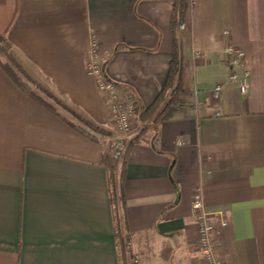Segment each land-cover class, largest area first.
<instances>
[{"label":"crops","instance_id":"1","mask_svg":"<svg viewBox=\"0 0 264 264\" xmlns=\"http://www.w3.org/2000/svg\"><path fill=\"white\" fill-rule=\"evenodd\" d=\"M177 1L0 0L11 55L103 131L86 136L66 121L81 126L69 113L28 97L0 67V264H122L118 214L131 264H203L197 194L215 225L218 259L264 264V0H189L179 34ZM92 35L107 55L106 74L142 110L165 89L178 46L177 115L140 122L124 166L112 159L109 113L86 73ZM228 42L246 53L245 94L229 81ZM113 177L125 203L119 213Z\"/></svg>","mask_w":264,"mask_h":264},{"label":"built area","instance_id":"2","mask_svg":"<svg viewBox=\"0 0 264 264\" xmlns=\"http://www.w3.org/2000/svg\"><path fill=\"white\" fill-rule=\"evenodd\" d=\"M186 29L185 24L178 27V34ZM224 36H230L229 31L224 32ZM196 57L199 52L194 53ZM225 63L230 71L229 81L236 84L242 94L249 89V75L240 71L244 68L246 61L245 51L228 42L224 49ZM107 55L102 49L99 39L92 35L89 47V59L86 64V73L94 80L98 92L103 96L107 107L110 124L114 133L110 137L109 148L112 159L119 163L123 161L127 150L134 139L141 133L143 127L140 123L141 105L136 95L121 88L115 81L110 79L105 72V62ZM224 86L219 84L212 90V99L218 103L223 96ZM175 93V85L168 92L167 100ZM194 220L197 226V248L203 264H225L216 256L212 235L215 225L211 214L207 211L203 196L197 194L192 203ZM226 226L227 223H222ZM118 243L130 245V237L122 231L116 230ZM129 249V248H128ZM135 264H140L135 261Z\"/></svg>","mask_w":264,"mask_h":264},{"label":"trees","instance_id":"3","mask_svg":"<svg viewBox=\"0 0 264 264\" xmlns=\"http://www.w3.org/2000/svg\"><path fill=\"white\" fill-rule=\"evenodd\" d=\"M189 0H179L176 2L173 15H172V27L175 31L181 24L189 19ZM7 40L4 36L0 35V51H3L8 59V63L2 62L0 59V67L8 75V77L14 82V84L28 97L35 100L39 104L43 105L50 111L57 114L55 107L50 104L43 95L52 100L57 104V106L64 109L67 113L70 114L76 121H78L81 126H76L72 122L66 120L72 127L76 128L78 131L82 132L86 136L93 138L89 133L90 130L95 133L103 134V131L97 128L96 126L88 123L81 116L76 114L74 111L66 107L61 101H59L54 95L48 92L42 85H40L35 79H33L19 64V62L11 55L7 50H4L3 45L6 44ZM180 75H181V61L180 55L178 53V46H176V54L170 65V71L168 74V80L165 89L162 91L158 100L154 102L147 109L141 111L140 122L152 121L154 124H160L167 120L174 118L177 115L176 107L179 105V93H180ZM176 83V84H175ZM175 85V93L171 96L169 100H166L168 92ZM143 131V129H142ZM141 131V132H142ZM141 133L134 139L130 144L126 156L124 157L123 166L126 163V157L129 153V150L134 143L138 142L140 139ZM123 177V172H122ZM122 181V178H121ZM112 198L114 206L116 207L118 201L122 203V206H125L122 193L118 195L117 187L115 184L114 177L112 178ZM118 227H116V230Z\"/></svg>","mask_w":264,"mask_h":264},{"label":"rangeland","instance_id":"4","mask_svg":"<svg viewBox=\"0 0 264 264\" xmlns=\"http://www.w3.org/2000/svg\"><path fill=\"white\" fill-rule=\"evenodd\" d=\"M3 48H4V50H7V52H9L6 44L3 45ZM9 54H11V53L9 52ZM0 59L2 60V62L8 63V59L6 58V55H5V53L3 51H0ZM43 97L49 103H51L52 105L57 106V104L55 102H53L52 100L46 98L44 95H43ZM166 100H167V98H166ZM58 109L60 110L59 106H58ZM60 111H62V113L64 112L63 109L60 110ZM71 119H73V118L71 117ZM111 129L109 130L110 133L112 132ZM119 205H120V202L118 201V205H117L118 207L116 206L117 209H118V210L116 209V212L117 213H119V210H120V206ZM117 219H118L117 227H118V229H122V223H121V218H119V214H118V218ZM122 231H123V229H122ZM128 248H129V246H127V245L125 246L123 244H120V257L122 259L121 260L122 261V264H131V262L129 260V249Z\"/></svg>","mask_w":264,"mask_h":264}]
</instances>
